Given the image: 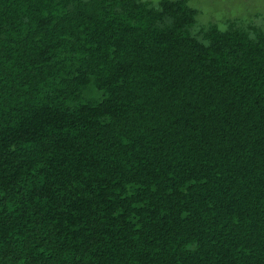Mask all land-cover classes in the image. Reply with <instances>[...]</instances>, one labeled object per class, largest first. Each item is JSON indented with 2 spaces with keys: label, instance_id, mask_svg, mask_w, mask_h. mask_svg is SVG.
<instances>
[{
  "label": "trees",
  "instance_id": "obj_1",
  "mask_svg": "<svg viewBox=\"0 0 264 264\" xmlns=\"http://www.w3.org/2000/svg\"><path fill=\"white\" fill-rule=\"evenodd\" d=\"M0 0V264H264V11Z\"/></svg>",
  "mask_w": 264,
  "mask_h": 264
},
{
  "label": "rangeland",
  "instance_id": "obj_2",
  "mask_svg": "<svg viewBox=\"0 0 264 264\" xmlns=\"http://www.w3.org/2000/svg\"><path fill=\"white\" fill-rule=\"evenodd\" d=\"M159 1V0H150ZM201 12L200 22L219 23L238 16H250L264 11V0H191Z\"/></svg>",
  "mask_w": 264,
  "mask_h": 264
}]
</instances>
